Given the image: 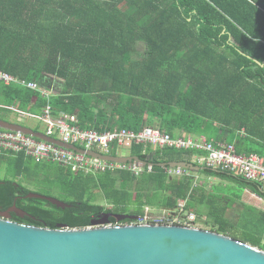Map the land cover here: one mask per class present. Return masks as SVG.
<instances>
[{
	"label": "trees",
	"instance_id": "1",
	"mask_svg": "<svg viewBox=\"0 0 264 264\" xmlns=\"http://www.w3.org/2000/svg\"><path fill=\"white\" fill-rule=\"evenodd\" d=\"M140 43L144 57L134 61ZM0 70L43 86L52 85L48 77L63 83L48 100L0 82L2 109L39 116L50 104L56 116H76L83 130L157 126L173 138L182 132L206 136L234 144L239 154L264 158V0H0ZM131 150L153 164L151 173L145 167L140 177L128 170L93 176L35 162L33 173L32 160L0 156L8 166L0 177V211L16 205L27 216L13 213V222L83 230L105 213L141 218L147 208L175 209L186 201L190 212L209 207L210 232L264 251L259 237L240 233L227 219L232 202L225 193L195 187L192 177L172 179L159 167L191 164L196 152L145 145ZM202 173L264 200L258 183L210 168ZM18 177L40 179L71 208L27 199L32 191ZM133 222L109 220L114 226Z\"/></svg>",
	"mask_w": 264,
	"mask_h": 264
},
{
	"label": "water",
	"instance_id": "2",
	"mask_svg": "<svg viewBox=\"0 0 264 264\" xmlns=\"http://www.w3.org/2000/svg\"><path fill=\"white\" fill-rule=\"evenodd\" d=\"M0 128L22 132L49 144L117 164L147 166L138 157L104 156L49 138L43 133L0 119ZM151 166L153 164H150ZM162 169L200 173L207 168L186 162L159 164ZM27 199L45 200L58 209L71 206L56 198L29 193ZM19 218L27 214L16 205L9 209ZM139 217L105 213L92 228L71 230L29 226L11 221L0 212V264H264V251L231 237L184 226L144 225L108 227Z\"/></svg>",
	"mask_w": 264,
	"mask_h": 264
},
{
	"label": "built area",
	"instance_id": "3",
	"mask_svg": "<svg viewBox=\"0 0 264 264\" xmlns=\"http://www.w3.org/2000/svg\"><path fill=\"white\" fill-rule=\"evenodd\" d=\"M0 82L6 86L12 84L21 85L38 92L44 99L48 100L57 95V93L42 89V86L38 83L16 78L1 70ZM12 110L18 112L16 107H13ZM20 115L27 114L20 113ZM27 116L35 117L33 115ZM40 116L45 125V131L41 133L49 138L67 145H73L85 151H93L100 155L114 157H125L121 150L132 149L137 145L154 148H171L179 151H193L197 153L195 161L199 166L233 173L248 182L258 183L264 188V158L257 154H239L234 144L211 142L204 137L173 138L169 133L153 127L145 128L139 132L118 128L106 132H100L95 129L83 130L79 127V121L76 116L66 114L56 116L50 104L42 109ZM4 154L24 155L36 163H51L71 170L73 173L93 176L115 170H128L135 176H140L145 167L148 172H152L153 170V166L151 165L141 167L137 164L124 165L106 162L76 151L58 147L54 144H49L22 132L0 128V155ZM167 173L171 176H182L185 174V171L180 168L167 169ZM180 208V211L185 215L183 220L169 215L170 217L168 216L169 218L166 222L159 224L152 221L145 211L144 217L138 218L135 220L136 222L131 224L116 226L108 224L107 226L164 225L197 228L194 226L196 215L188 213L184 203L180 205Z\"/></svg>",
	"mask_w": 264,
	"mask_h": 264
},
{
	"label": "rangeland",
	"instance_id": "4",
	"mask_svg": "<svg viewBox=\"0 0 264 264\" xmlns=\"http://www.w3.org/2000/svg\"><path fill=\"white\" fill-rule=\"evenodd\" d=\"M242 30V29H241ZM244 31V30H242ZM145 52V44L140 43L136 52L132 55L134 61L141 60L144 56ZM48 79L52 82L51 86L42 85V89L49 90L52 93H58L63 85L62 81L55 77H48ZM4 101L0 98V104H3ZM0 119L7 121L9 123L21 125L27 128H30L35 131H45V125L41 120V116L28 117L27 115H20L19 112L8 111L0 108ZM154 126V125H152ZM152 128V127H147ZM156 129H160L159 127H153ZM154 148V147H153ZM156 149V148H154ZM123 155L126 157H130L132 150L124 149ZM117 154L116 152H113ZM176 158L181 159H189L185 155H179ZM30 162V161H29ZM31 163V164H30ZM31 172H36L34 168V162H30ZM49 166H53L55 168L57 166L53 164H48ZM6 173H8L7 162L0 163V177H5ZM201 175V176H200ZM199 175V179H197L198 185L206 187L207 190L213 192V189L217 192L225 193L231 199V206L227 211V219L238 229L240 233L244 231H251L252 234L256 237H259L264 243V220L261 219V213H264V200H261L254 194L249 191L242 190L239 185L230 181L224 180L220 178H216L204 173ZM12 176V175H11ZM16 181L23 183L25 187H27L30 191L51 198H56L58 200L66 201L67 199L62 197L60 192L56 189H53L49 186L43 184L40 179H32L29 181L24 180L23 177H18L15 179ZM242 196L241 200H238V195ZM99 203L106 205L103 198L100 197L98 199ZM180 207L177 208L176 211H169L163 208H147L146 212L148 217L159 224H162L167 221L170 217H176L180 219H184L185 215L180 211ZM196 221L194 226L209 231L210 226L212 225V221L209 218V207L207 205L198 206L196 209ZM171 213V214H170ZM173 214V215H172ZM169 216V217H168Z\"/></svg>",
	"mask_w": 264,
	"mask_h": 264
},
{
	"label": "crops",
	"instance_id": "5",
	"mask_svg": "<svg viewBox=\"0 0 264 264\" xmlns=\"http://www.w3.org/2000/svg\"><path fill=\"white\" fill-rule=\"evenodd\" d=\"M3 84V83H2ZM3 85H5V84H3ZM6 86V85H5ZM21 86V85H20ZM14 112V111H13ZM21 126V125H20ZM35 132H38V131H35ZM40 133H41V131H39ZM199 137H204V138H206L208 141H210L206 136H192V135H188V134H186V133H184V132H182V133H180L179 134V136L178 137H176V138H199ZM212 142V141H211ZM215 142V141H214ZM224 143H227V142H224ZM0 156H6V157H17V156H20V155H8V154H4V155H0ZM22 156H24V155H22ZM27 160H32L31 158H28V157H26V156H24ZM126 157V156H125ZM195 159H196V156H193L192 157V164H194L195 166H199V164L198 163H196V161H195ZM33 162H35L34 160H32ZM36 163V162H35ZM36 164H51V163H36ZM54 165V164H53ZM55 166H57V165H55ZM58 167H60V166H58ZM60 168H62V167H60ZM63 169H65V168H63ZM171 169V168H170ZM68 170V169H67ZM182 170H184V169H182ZM116 171H120V170H115V171H110V172H116ZM122 171V170H121ZM185 171V174L184 175H182V176H171V175H169L172 179H174V178H182V177H185V176H187V177H192L193 179H194V186L195 187H202L203 189H206V187H204V186H200V185H198V182H197V179H199V175L202 173V172H200V173H196V172H192V171H190V170H184ZM106 172H108V171H106ZM106 172H104V173H102V174H105ZM148 172V171H147ZM132 173V172H131ZM149 173H151V172H149ZM102 174H98L97 176H99V175H102ZM133 174V173H132ZM134 175V174H133ZM135 176V175H134ZM201 176V175H200ZM135 177H140V176H135ZM206 191H208L209 193H212V192H210L209 190H207L206 189ZM214 189H213V193H214ZM250 192V191H249ZM256 196V195H255ZM259 198V197H258ZM261 199V198H260ZM261 200H263V199H261ZM185 202L186 201H181L180 202V204H179V206H178V208L180 207V205L182 204V203H184L185 204ZM186 205V204H185ZM163 209H166V208H163ZM186 209V208H185ZM166 210H168V209H166ZM170 211H176L177 210V208H175V209H169ZM187 210V209H186ZM187 212L188 213H195V212H190V211H188L187 210Z\"/></svg>",
	"mask_w": 264,
	"mask_h": 264
},
{
	"label": "flooded vegetation",
	"instance_id": "6",
	"mask_svg": "<svg viewBox=\"0 0 264 264\" xmlns=\"http://www.w3.org/2000/svg\"><path fill=\"white\" fill-rule=\"evenodd\" d=\"M0 212H1V213H6V214H8V215H11V217H12V214H13V212H9V210H8V211H4V212H3V211H0ZM14 214H15V213H14ZM26 216H27V215H26ZM26 216H25V217H26ZM25 217H24V218H25Z\"/></svg>",
	"mask_w": 264,
	"mask_h": 264
}]
</instances>
